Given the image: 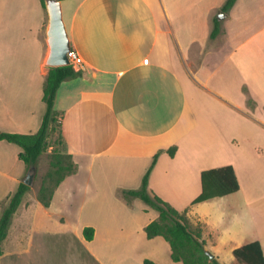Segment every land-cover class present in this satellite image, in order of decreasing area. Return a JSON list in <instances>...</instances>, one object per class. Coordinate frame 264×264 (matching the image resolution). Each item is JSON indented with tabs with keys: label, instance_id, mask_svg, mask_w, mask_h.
Wrapping results in <instances>:
<instances>
[{
	"label": "crops",
	"instance_id": "crops-1",
	"mask_svg": "<svg viewBox=\"0 0 264 264\" xmlns=\"http://www.w3.org/2000/svg\"><path fill=\"white\" fill-rule=\"evenodd\" d=\"M227 1H62L84 69L61 85L56 110L64 151L78 170L49 208L31 187L1 259L9 253L24 255L15 263L64 264L54 255L66 248L74 255L67 264H182L164 237L147 236L159 213L124 196L141 188L161 150L149 193L200 225L207 250L222 264L253 241L264 251V0H237L225 11ZM216 23L220 33L212 38ZM47 24L40 0H0L2 132L32 134L42 125ZM21 151L0 141V218L29 171ZM229 165L240 190L194 203L202 173ZM225 204L237 218L240 207L247 210L248 226L236 236L222 230L235 219ZM86 227L95 230L90 241Z\"/></svg>",
	"mask_w": 264,
	"mask_h": 264
},
{
	"label": "trees",
	"instance_id": "trees-1",
	"mask_svg": "<svg viewBox=\"0 0 264 264\" xmlns=\"http://www.w3.org/2000/svg\"><path fill=\"white\" fill-rule=\"evenodd\" d=\"M40 1L46 9L45 1ZM236 1L228 0L223 9L225 11L230 9ZM219 33L220 24L216 23L211 35L212 38H215ZM81 75L82 72L75 70L71 64L50 67L43 89V101L46 103L47 109L40 129L32 134L0 131V141L16 144L22 149L19 157L26 164L28 170L37 167L40 157L47 151L50 134L55 130L54 124L59 120V113L56 110L59 88L67 79ZM60 137L62 139V135ZM176 150V146L171 147L168 153L174 156ZM162 152L163 150L157 154L154 164ZM154 164L145 175L139 190L124 191L125 198L139 197L159 213V218L146 227L148 238L164 237L171 247L172 259L175 262L182 264H222L218 258L215 257V259L210 260L206 254L207 248L202 239L201 228L192 230L185 214L158 196L149 193V177ZM51 166L53 171L47 174V178L43 180L37 195L38 200L47 208L51 207L53 197L60 184L78 170V164L74 161L73 155L67 152L55 154L51 160ZM55 175H57L56 178ZM202 188L201 195L194 203L235 193L240 190V183L234 167L229 165L204 171L202 173ZM30 189L31 186L25 184L24 181L21 182L17 191L11 196L9 204L3 209L0 218V256L3 254L2 244L8 236L12 219L25 194ZM84 236L88 241L92 240L95 236L94 228L86 227ZM233 255L239 264H264V251L260 241H253L235 249ZM144 264L155 263L147 259Z\"/></svg>",
	"mask_w": 264,
	"mask_h": 264
},
{
	"label": "rangeland",
	"instance_id": "rangeland-1",
	"mask_svg": "<svg viewBox=\"0 0 264 264\" xmlns=\"http://www.w3.org/2000/svg\"><path fill=\"white\" fill-rule=\"evenodd\" d=\"M65 10H67L65 8ZM65 15V14H64ZM65 19H66V15H65ZM70 83V82H69ZM69 85H67L68 87ZM60 124H59V120L58 122H56L54 124L55 130H53L50 134L49 137V141H48V149L47 151L43 154V156L40 159V162L37 165V170L34 176V180H33V185L31 186L34 189H38L41 187L42 182L44 179L47 178V174L50 173L51 171H53V168L51 166V160L53 159V156L57 153H64V147H63V141L60 137ZM75 161V160H74ZM57 177V175H55V178ZM18 185V184H17ZM18 189V186H16V189L14 192H16ZM5 201V199L0 198V205H2ZM4 205V204H3ZM226 205V204H225ZM229 206V207H227ZM224 206L221 207V210L223 209ZM227 208V209H226ZM224 210V209H223ZM224 213H228L231 214L233 216H235V219L233 222H229L231 227H226L225 224H227V222H223V232L224 235L228 234V233H233L236 236L237 231L239 232H243L244 229L247 228L248 226V218H247V210L246 208H242L240 207V211H239V217L237 218V212L234 211L233 209H231L230 205H226ZM190 228L192 230H198L200 227V225L197 226H190ZM52 243L49 242L48 246L51 245ZM62 245V244H61ZM63 247H66L65 242ZM20 255V254H18ZM10 255L9 253H7V255L5 256V258H0V264H20V263H15L19 261L20 257H24V255ZM57 257V260H59L61 263L67 264L66 260H68L69 262L70 257H74V255H70L68 250H66V248H64V250L62 251V254H58V255H54ZM222 261L231 264L234 260H236V258H234V256L231 253L225 254L223 257H221ZM23 258L21 261L19 262H23ZM234 263V262H233ZM60 264V263H59ZM235 264H239V263H235Z\"/></svg>",
	"mask_w": 264,
	"mask_h": 264
},
{
	"label": "water",
	"instance_id": "water-1",
	"mask_svg": "<svg viewBox=\"0 0 264 264\" xmlns=\"http://www.w3.org/2000/svg\"><path fill=\"white\" fill-rule=\"evenodd\" d=\"M44 1L48 13L46 34L49 54L47 58V65L49 67L70 65L71 63L68 53L72 50V46L67 25L63 16L62 0ZM36 170V167L29 169L24 179L25 184L29 186L33 185ZM206 254L210 257V260L215 259V255L209 250H206Z\"/></svg>",
	"mask_w": 264,
	"mask_h": 264
},
{
	"label": "built area",
	"instance_id": "built-area-1",
	"mask_svg": "<svg viewBox=\"0 0 264 264\" xmlns=\"http://www.w3.org/2000/svg\"><path fill=\"white\" fill-rule=\"evenodd\" d=\"M68 57L70 59L71 65H73V67H74L75 70L81 71V70L84 69V65L82 63V60H81L79 54L75 50L72 49L68 53Z\"/></svg>",
	"mask_w": 264,
	"mask_h": 264
}]
</instances>
